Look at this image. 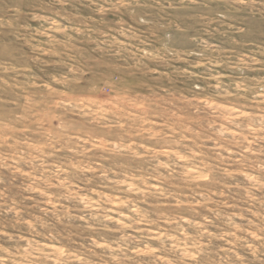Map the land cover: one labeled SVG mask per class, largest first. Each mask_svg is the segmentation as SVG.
<instances>
[{
    "label": "rangeland",
    "instance_id": "rangeland-1",
    "mask_svg": "<svg viewBox=\"0 0 264 264\" xmlns=\"http://www.w3.org/2000/svg\"><path fill=\"white\" fill-rule=\"evenodd\" d=\"M0 264H264V0H0Z\"/></svg>",
    "mask_w": 264,
    "mask_h": 264
}]
</instances>
